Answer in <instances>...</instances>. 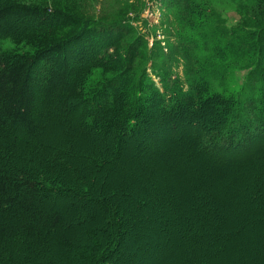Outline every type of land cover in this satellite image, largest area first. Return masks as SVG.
<instances>
[{
  "label": "trees",
  "instance_id": "1",
  "mask_svg": "<svg viewBox=\"0 0 264 264\" xmlns=\"http://www.w3.org/2000/svg\"><path fill=\"white\" fill-rule=\"evenodd\" d=\"M163 1L178 13L174 30L194 79L189 91L165 77L166 69L157 74L163 90L142 73L148 51L139 36L126 44L131 32L120 23L98 26L47 6L0 0V264H126L137 251L143 254L145 246L136 251L131 245L134 236L155 229L143 220L159 205L184 208L183 199L174 201L170 178L148 190L161 164L167 172L179 165L190 175L208 171L216 186L264 200V141L239 153L245 142L226 134L243 87L252 82L264 89V25L250 29L243 19L230 26L213 0ZM4 39L18 47L4 48ZM233 66L248 71L245 84H226ZM197 111L201 121L192 126V138L182 129L171 138L159 133L167 122L183 127ZM186 144L196 153L167 162ZM139 146L146 166L131 174L127 154ZM208 193L193 192L199 203L191 238L201 259L174 264H227L199 241L212 215L222 223L233 208L213 193L203 209ZM80 199L88 203L81 213Z\"/></svg>",
  "mask_w": 264,
  "mask_h": 264
},
{
  "label": "rangeland",
  "instance_id": "2",
  "mask_svg": "<svg viewBox=\"0 0 264 264\" xmlns=\"http://www.w3.org/2000/svg\"><path fill=\"white\" fill-rule=\"evenodd\" d=\"M17 1L47 6L50 10L58 9L63 13L73 14L87 23H93L98 26L109 27L122 24L129 28V32H131L124 39V42L128 44L134 40L136 41L139 36L141 37L139 43L141 50L148 51L147 59L143 62L142 73L145 70L149 78L163 90V82L160 79V75L157 74L166 69L168 73L165 77L171 76L173 80H180V85L184 91L192 90V82L194 80L192 79V69L180 49L183 39L176 32V28L174 30V27L179 22L177 20L178 13L169 12V8L163 0ZM213 6L230 26L242 22L243 19L244 21L249 20V24L252 23V26L249 27L250 29H253V26L264 25V0H213ZM245 14H249V16L246 17ZM15 24H19L18 21L15 20ZM66 30L63 29L62 31ZM2 46L4 48L18 47L12 39H4ZM232 68L233 72L226 84L229 87H233L236 80H240L241 84H245L248 71H235L234 66ZM36 77L38 81L43 80V76L40 74ZM241 97L242 105L237 107L238 117L231 121L232 123L228 126L230 130L226 132L230 136L236 134L237 140L240 139L241 142H245V147H239V153L252 148L249 147L250 145H256L264 141V121L261 118L264 114V89L261 88V85H254V83L248 82L242 89ZM200 112L189 114L190 120L189 122L187 120L183 127L181 125L173 126L172 122H167L164 130L159 133L168 135L171 138L182 129L185 137L192 138V126L198 125L199 119L201 121ZM138 148L127 154L129 162L133 164V168L129 169L131 174L138 173L146 166V163L143 162L144 154L146 153L141 150L143 147L140 148L139 146ZM196 150L195 147L189 144H186V147L184 146L183 148L178 145L166 157L168 158L167 162L178 164L179 160L185 157L188 158L187 152L196 153ZM221 156L224 158L230 155L225 153V155ZM179 166L176 170L167 172L166 167L162 164L159 165L155 175L149 178L147 188L149 190V186L151 188L155 186L159 189L165 186L163 183L164 179L170 178L172 180L171 189L176 197L174 201L177 202L180 198L183 199L185 202L184 208L181 209L176 205L174 207V204H164L159 205L158 209L152 211L141 225L152 226V228H155L153 233L151 232L146 236L143 233H139L131 240V245L136 251L145 246L143 249L144 253H138L137 251L125 263L174 264L176 260L182 258L185 261L190 259H193V261L200 260L201 255L194 253V240L191 238L196 223L193 210L199 203L198 196H195L193 192L200 188V191L206 190L209 192V195L206 194V197L201 200L203 203L200 204L203 209L211 203L208 196L213 193L217 194L221 201L232 203L233 206L230 212L224 215L225 218L230 219L218 223L219 221L217 222L216 220L219 217L212 215L211 221L206 225L205 232L208 234L201 233L199 241L203 245L206 254L210 253L213 255V259L221 260L227 264H264V236L262 234L264 231L260 233L262 230L258 231L256 229V224L258 225L259 221L262 224L261 228H264V200L254 201L243 193L232 194L230 188L216 186L213 180L209 179L210 174L208 171H197L198 176L196 174L190 175L192 170ZM184 174L185 177L183 176ZM252 174H254V171H252ZM231 176L232 171L223 175V186L230 183ZM233 201L240 204L243 208L235 207ZM87 206V200L80 199V213ZM188 213L193 214L191 218L187 216ZM166 221L168 222L167 224L165 223ZM152 246L157 249L149 251ZM105 262L107 264H115L113 259Z\"/></svg>",
  "mask_w": 264,
  "mask_h": 264
}]
</instances>
